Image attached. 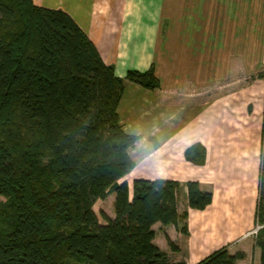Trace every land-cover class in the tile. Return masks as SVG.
<instances>
[{
  "label": "trees",
  "instance_id": "trees-1",
  "mask_svg": "<svg viewBox=\"0 0 264 264\" xmlns=\"http://www.w3.org/2000/svg\"><path fill=\"white\" fill-rule=\"evenodd\" d=\"M127 83L160 88L155 67L119 78L69 14L0 0V264H186L155 245V225L188 218L179 215L180 184L136 180L131 198L121 182L141 140L119 116ZM187 155L203 158L198 147ZM187 188L192 210L211 206L199 183ZM111 195L115 218L103 214L102 224L94 208ZM257 220L264 225V146ZM256 247L264 264V229ZM245 259L222 248L199 264Z\"/></svg>",
  "mask_w": 264,
  "mask_h": 264
},
{
  "label": "crops",
  "instance_id": "crops-1",
  "mask_svg": "<svg viewBox=\"0 0 264 264\" xmlns=\"http://www.w3.org/2000/svg\"><path fill=\"white\" fill-rule=\"evenodd\" d=\"M33 1L69 14L119 78L155 67L160 88L127 83L119 106L125 132L141 139L121 181L131 198L136 180L181 186L179 215L188 218L155 225V245L172 263L199 264L222 248L243 252L239 264H252L254 252L261 263L248 235L258 225L264 146V0ZM193 147L202 159L188 157ZM189 182L213 195L205 211L189 207Z\"/></svg>",
  "mask_w": 264,
  "mask_h": 264
},
{
  "label": "rangeland",
  "instance_id": "rangeland-1",
  "mask_svg": "<svg viewBox=\"0 0 264 264\" xmlns=\"http://www.w3.org/2000/svg\"><path fill=\"white\" fill-rule=\"evenodd\" d=\"M112 198L114 199L115 197L112 196ZM111 200H112L111 197L110 198H107V200H105L103 202H100V204L99 205H96L95 208H94V210H95L96 214L98 215L99 220H100V222L102 224H105V221H104V219L102 217L103 214L107 215L108 217H112L113 215H115L114 205L112 204ZM0 201H2L1 198H0ZM255 230H256V228L252 231V233ZM257 236H258V234L257 235H255V234H252L251 235V237L253 239H255V241L257 239ZM239 253H243V252H239ZM69 264H79V263H77L75 261H71ZM252 264H257V259H256V253L255 252L252 254ZM259 264H261L260 263V260H259Z\"/></svg>",
  "mask_w": 264,
  "mask_h": 264
},
{
  "label": "built area",
  "instance_id": "built-area-1",
  "mask_svg": "<svg viewBox=\"0 0 264 264\" xmlns=\"http://www.w3.org/2000/svg\"><path fill=\"white\" fill-rule=\"evenodd\" d=\"M262 229H264V225L261 226L260 224H258L256 230L252 234L257 235ZM252 234H249L248 236H251Z\"/></svg>",
  "mask_w": 264,
  "mask_h": 264
}]
</instances>
